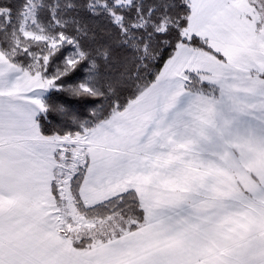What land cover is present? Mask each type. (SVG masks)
Returning <instances> with one entry per match:
<instances>
[{
  "label": "snow or ice",
  "instance_id": "obj_1",
  "mask_svg": "<svg viewBox=\"0 0 264 264\" xmlns=\"http://www.w3.org/2000/svg\"><path fill=\"white\" fill-rule=\"evenodd\" d=\"M0 264H264V0H0Z\"/></svg>",
  "mask_w": 264,
  "mask_h": 264
}]
</instances>
